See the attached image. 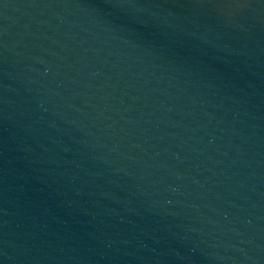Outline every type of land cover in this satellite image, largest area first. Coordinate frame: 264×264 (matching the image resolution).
Instances as JSON below:
<instances>
[{
	"label": "water",
	"instance_id": "water-1",
	"mask_svg": "<svg viewBox=\"0 0 264 264\" xmlns=\"http://www.w3.org/2000/svg\"><path fill=\"white\" fill-rule=\"evenodd\" d=\"M0 264H264V0H0Z\"/></svg>",
	"mask_w": 264,
	"mask_h": 264
}]
</instances>
